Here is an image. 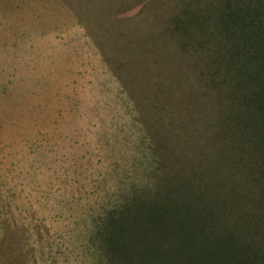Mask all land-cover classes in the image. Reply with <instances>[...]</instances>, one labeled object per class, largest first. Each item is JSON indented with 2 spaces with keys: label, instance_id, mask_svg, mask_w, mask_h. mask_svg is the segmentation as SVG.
<instances>
[{
  "label": "rangeland",
  "instance_id": "1",
  "mask_svg": "<svg viewBox=\"0 0 264 264\" xmlns=\"http://www.w3.org/2000/svg\"><path fill=\"white\" fill-rule=\"evenodd\" d=\"M225 2L0 0V263L38 241L58 264H129L108 246L126 211L183 179H244L236 138L209 178L230 104L209 61L226 41L208 44ZM241 191L238 227L257 195Z\"/></svg>",
  "mask_w": 264,
  "mask_h": 264
},
{
  "label": "trees",
  "instance_id": "2",
  "mask_svg": "<svg viewBox=\"0 0 264 264\" xmlns=\"http://www.w3.org/2000/svg\"><path fill=\"white\" fill-rule=\"evenodd\" d=\"M225 1L214 21L219 38L212 28L208 44L218 49L222 39L227 43L226 56L212 50L209 61L217 70L212 77L221 67L229 77L225 82L223 77L221 87L228 89L230 104L220 120L223 147L217 159L224 164L209 178L222 177L223 169L229 172L235 149L222 141L236 138L244 146L241 157L246 156L239 158L246 165L244 179H224L218 190L212 181L183 179L175 186L174 197L166 193L161 200L157 196L158 201L148 199L126 211L135 214L115 222L108 246L117 256L128 255L129 264H264V0H249V5ZM249 185L257 189L254 210L239 218L238 227L232 221L242 199L241 187ZM125 238L134 244L125 247Z\"/></svg>",
  "mask_w": 264,
  "mask_h": 264
},
{
  "label": "crops",
  "instance_id": "3",
  "mask_svg": "<svg viewBox=\"0 0 264 264\" xmlns=\"http://www.w3.org/2000/svg\"><path fill=\"white\" fill-rule=\"evenodd\" d=\"M49 248L50 245L48 243L36 241L35 244L27 248L30 249V252L28 254L27 253L26 255L24 253L18 254V251L16 252V257H17L16 264H58L59 262L56 263L54 262V260L47 259L48 256L47 251L49 250ZM11 255H13L12 252ZM0 264H6V262ZM10 264H15V263L12 260Z\"/></svg>",
  "mask_w": 264,
  "mask_h": 264
}]
</instances>
